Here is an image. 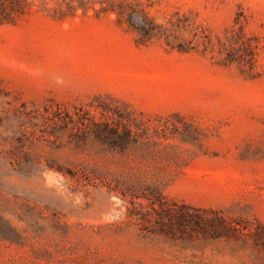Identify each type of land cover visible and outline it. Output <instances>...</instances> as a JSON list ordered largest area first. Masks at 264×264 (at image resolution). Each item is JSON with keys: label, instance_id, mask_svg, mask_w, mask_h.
Returning <instances> with one entry per match:
<instances>
[{"label": "rangeland", "instance_id": "rangeland-1", "mask_svg": "<svg viewBox=\"0 0 264 264\" xmlns=\"http://www.w3.org/2000/svg\"><path fill=\"white\" fill-rule=\"evenodd\" d=\"M129 1L157 34L39 0L0 20V264H264V0ZM100 103L152 141L50 132Z\"/></svg>", "mask_w": 264, "mask_h": 264}, {"label": "trees", "instance_id": "trees-1", "mask_svg": "<svg viewBox=\"0 0 264 264\" xmlns=\"http://www.w3.org/2000/svg\"><path fill=\"white\" fill-rule=\"evenodd\" d=\"M36 0H0V20L9 21L16 15L30 11ZM49 11L54 15L66 17L78 14V9L82 8V13H87L90 8H93L96 14L103 12H117L119 18L127 16L131 20L134 16L142 19L143 24L139 30L150 36L158 33V24L153 17L150 16L146 8L139 4H135L129 0H39ZM53 1V5L49 6V2ZM100 4L97 6V4ZM210 40L212 37L208 34ZM246 44L243 37L238 39L232 35L228 36L227 40L219 39L221 45L229 47L231 51L239 52L241 45H234L233 42ZM204 42L207 41L204 39ZM214 43V42H213ZM212 43V44H213ZM240 56L244 57L240 51ZM241 57V58H242ZM103 108L102 113L106 116L103 119H96L95 115L90 114L89 108L81 107L73 111H65L60 106L49 110L51 115L49 118L54 123L53 129L50 131L56 135L61 129L70 131V142L86 141L93 137L104 143H108L114 149H126L135 144L148 145L152 140L149 134V127L146 120L132 115L129 111L115 109L107 103H100ZM49 109V107H46ZM112 118V120L110 119ZM69 122H72L70 125Z\"/></svg>", "mask_w": 264, "mask_h": 264}]
</instances>
